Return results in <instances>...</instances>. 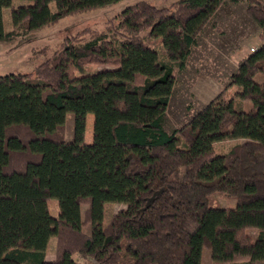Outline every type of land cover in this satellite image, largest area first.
<instances>
[{
  "label": "trees",
  "instance_id": "trees-1",
  "mask_svg": "<svg viewBox=\"0 0 264 264\" xmlns=\"http://www.w3.org/2000/svg\"><path fill=\"white\" fill-rule=\"evenodd\" d=\"M27 1L11 9L14 29L5 31L12 0H0V41L119 0ZM225 1L245 2L263 41L230 74L227 101H209L167 132L176 73ZM223 140L239 141L216 151ZM214 194L235 207L213 206ZM107 202L125 207L104 224ZM204 245L213 263L264 264V0H140L104 30L65 38L32 74L0 75V264H84L75 254L95 264H201Z\"/></svg>",
  "mask_w": 264,
  "mask_h": 264
},
{
  "label": "rangeland",
  "instance_id": "rangeland-1",
  "mask_svg": "<svg viewBox=\"0 0 264 264\" xmlns=\"http://www.w3.org/2000/svg\"><path fill=\"white\" fill-rule=\"evenodd\" d=\"M140 0H119L103 7L87 9L66 15L57 21L47 24L37 30H15V35L0 41V75L11 72L32 74L35 67L49 57L64 41L65 38L77 37L88 30L102 31L108 23L117 17L126 6ZM156 7L168 6L175 0H144ZM27 0H12L10 6L3 9V24L5 31H13L10 11L12 8L27 5ZM51 10L55 9L53 1L49 3ZM245 2L232 3L225 1L215 12L210 22L199 33L196 44L192 47L185 61L183 69L177 71L176 81L169 100L163 127L167 132L181 128L206 103L213 100L216 106L227 101L233 95L232 87H227L229 76L237 67L238 62L248 53L258 47L263 41L259 36L260 28L247 15ZM172 30L180 31V26ZM86 37L89 34H85ZM151 44L160 48L157 41ZM102 65L87 64L86 72H93ZM260 80V77L257 78ZM248 105V101L242 102ZM74 115L66 113L64 138L73 137ZM93 135V114L87 113L84 140L89 143ZM239 140H223L214 144L216 151L225 152ZM213 206L234 208L236 201L225 196L214 194ZM47 207L51 216L58 214L59 208L55 198L47 200ZM123 203L107 202L103 208V222L107 224L111 217L124 208ZM87 204L80 206L84 216ZM85 234L90 233L88 222L82 228ZM246 233L254 236V229H247ZM55 238L48 247L46 259L54 258ZM77 261L84 264H95L83 260L75 254ZM201 264L213 263L210 259V249L204 245L201 249Z\"/></svg>",
  "mask_w": 264,
  "mask_h": 264
},
{
  "label": "crops",
  "instance_id": "crops-1",
  "mask_svg": "<svg viewBox=\"0 0 264 264\" xmlns=\"http://www.w3.org/2000/svg\"><path fill=\"white\" fill-rule=\"evenodd\" d=\"M51 239H52V238H50V240H49V242H48V245H49V243H50ZM47 247H48V246H47ZM46 255H47V249H46Z\"/></svg>",
  "mask_w": 264,
  "mask_h": 264
},
{
  "label": "built area",
  "instance_id": "built-area-1",
  "mask_svg": "<svg viewBox=\"0 0 264 264\" xmlns=\"http://www.w3.org/2000/svg\"><path fill=\"white\" fill-rule=\"evenodd\" d=\"M253 50V49H252Z\"/></svg>",
  "mask_w": 264,
  "mask_h": 264
}]
</instances>
